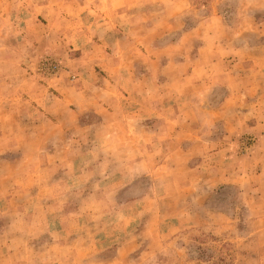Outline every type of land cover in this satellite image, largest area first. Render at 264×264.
<instances>
[{
  "label": "rangeland",
  "instance_id": "374dc122",
  "mask_svg": "<svg viewBox=\"0 0 264 264\" xmlns=\"http://www.w3.org/2000/svg\"><path fill=\"white\" fill-rule=\"evenodd\" d=\"M0 264H264V0H0Z\"/></svg>",
  "mask_w": 264,
  "mask_h": 264
}]
</instances>
